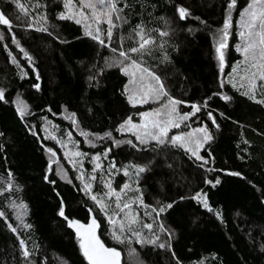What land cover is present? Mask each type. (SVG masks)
<instances>
[{
	"label": "trees",
	"instance_id": "1",
	"mask_svg": "<svg viewBox=\"0 0 264 264\" xmlns=\"http://www.w3.org/2000/svg\"><path fill=\"white\" fill-rule=\"evenodd\" d=\"M250 1L229 9L233 0H111L122 9L113 11L70 0L102 19L98 33L66 13L69 0H0L11 24H0V264H87L67 220L88 225L91 214L120 264H264V104L255 102L264 93L249 99L231 81L241 59L237 22ZM106 19L115 25L111 40ZM141 27L154 43L132 52ZM132 63L158 77L167 95L132 104L122 71ZM169 97L188 115L179 130L212 137L197 151L202 159L171 143L174 130L163 144L125 130Z\"/></svg>",
	"mask_w": 264,
	"mask_h": 264
},
{
	"label": "snow or ice",
	"instance_id": "2",
	"mask_svg": "<svg viewBox=\"0 0 264 264\" xmlns=\"http://www.w3.org/2000/svg\"><path fill=\"white\" fill-rule=\"evenodd\" d=\"M97 5L101 6L102 8H111L113 11H122V9L117 10L116 6L114 3L111 2V0H108V3H105V0H96V3H91V2H84L82 3V7H87L90 9H95L97 7ZM257 5L260 6V11L259 13H257V11L255 10ZM19 7V5H18ZM65 7H70V0L69 3H67L65 5ZM232 7H234V0L233 3H230L228 5V8L231 9ZM178 14H179V19L180 20H185L186 17H188L190 14L189 12L183 8L180 7L177 9ZM60 19H71V16H65L64 14H61ZM117 19H120L119 16H117ZM257 20L259 21V27L262 30L261 32H257L255 33V35H258L260 37L259 39V59L261 61H264V0H255L254 4H250L249 5V11H248V19L243 23V27L249 29V36L253 35V32L251 31L252 29H254L257 25ZM76 23L79 24L81 23V21L79 19L76 20ZM109 23V30H108V37L109 40H111L112 37V27H114L115 25L112 23L111 19H109L108 21ZM0 24L3 25H8L9 27H11L10 21L8 19L5 18L3 13H0ZM230 27V18L229 19H225L224 22V27H223V40H226L227 38V30ZM99 31V30H97ZM86 35L92 36L93 39L97 40L101 45L103 46H107L104 44V41L101 40L99 38V35H95L93 36L92 33L90 31L85 32ZM138 36H140V47L139 48H132L131 51L132 52H138V51H142L146 49L147 45H150L152 43H154V41H152L151 39L145 38L144 36V30L141 27L140 31L137 33ZM161 36H166L168 35V32H161L160 33ZM241 38L244 39V33L241 32L240 33ZM225 47V43L221 42L219 44V46L216 48V53H217V58L220 61V67H221V71L223 70V66H224V57H223V53L221 51L222 48ZM257 47V43L254 40H248L245 44V46L243 47V53L245 54V60L249 59V53H251V57L252 59H255L257 56V53L254 49H256ZM239 50V49H238ZM113 51L115 52L116 50L113 49ZM119 56L120 57H124L125 59H127V54L124 51H120L119 52ZM15 62V61H13ZM253 67H257L256 64L252 65ZM131 67L133 68H137L139 69V65H136L135 63H133L131 65ZM259 67L261 69H264V64H260ZM122 71L125 72V74L128 73V69L124 68L122 69ZM146 71V70H143ZM150 76H152V79L156 80L157 84H160L159 78L152 75V73H148ZM134 75V74H133ZM256 74H254L255 76ZM142 78V77H141ZM259 79L260 80H264V71H261L259 73ZM37 89L39 88V85H36ZM255 81L253 80L250 83V88H249V92L247 93H243L244 95H248L249 99H253L255 100V95H254V91H255ZM127 91V88H126ZM156 91L157 95H167V93L164 91V86L162 84H160V87L158 90H153V89H149V92H153ZM4 99V93L2 90H0V100ZM222 99L224 100H229V97H222ZM129 101L132 102V97H129ZM143 102H147V94L144 97ZM256 103L259 104H264V100H255ZM180 101H176L173 100L169 97V101H168V105H171L170 110L167 112V120L165 121H160V120H153L151 121V126L153 129H155V131L153 132H145L146 136H150L153 140H156L158 143L163 144L165 141L163 138L167 137V133L170 127H179L180 126V121H184L188 119V115H179L178 113H176V105L179 104ZM168 105H165V108H168ZM200 109L193 105V114L196 111H199ZM17 112L19 113V115L21 116V118H23V116L25 115L26 112V108L22 105V104H18L17 105ZM160 111H157L155 113H146L144 114L145 116H160ZM175 114V115H174ZM210 118H211V114ZM127 124L131 125L132 128H136L137 126L134 124H131V120L129 119V121L126 122ZM213 123H215V121H213ZM122 128L124 127L123 125L121 126ZM143 127H147V124L143 125ZM197 131L203 132L205 135V139L206 140H211V136L207 134L205 129H198ZM189 137L192 136V133L188 134ZM138 139H140V137H137ZM185 138L182 135H176V136H172L170 138V141L173 145H176L179 143V145L181 147H184L186 151H192V155L196 156L197 159H202L196 151H193L192 149L188 148L186 143L184 142ZM141 143H146L145 140L140 139ZM130 143V142H129ZM200 142L197 141V148H199ZM76 155H80V153H77ZM94 159H99V157H94ZM205 163H207V161H205ZM96 167H99V165H97ZM146 169L144 167H138L136 169L137 173H142L144 172ZM128 173L125 172V175H127ZM216 183H219V180L216 181ZM215 186V185H213ZM90 187V185H86L85 188L86 190ZM128 185H125V188H127ZM111 195H116L115 193H110ZM94 201L97 200V198L95 196L91 197ZM194 199H201L200 194L197 193L196 197H193ZM117 200H119V197L117 196ZM97 203L99 204V206L101 207V210L103 211L105 209V206L103 205L102 202L97 201ZM205 207H207V201L204 200L203 201ZM23 207V206H21ZM117 207L119 208L120 205L119 203H117ZM124 208H128L129 205L125 204L123 206ZM167 207L171 208L172 204H169ZM121 211H123V209H121ZM161 211H163V209H161ZM0 215H2V213H0ZM59 215L63 216L64 212H63V207H61ZM110 222H112L110 220ZM134 222V221H133ZM69 227H72L75 229L78 240H79V247L81 250L82 255L84 256V258L87 261V264H120V253L118 251H116L114 248H108L105 247V245L103 243H101V241L97 238L96 234H95V230L98 227V225L96 224L95 219L92 220V222L90 224H88L87 226L83 225V224H79L76 221H69L68 222ZM9 227H11V225H9ZM145 227L147 228H151V225H145ZM13 231H15V229H12ZM121 231H123V228L121 229ZM113 238L116 239L118 242H122L120 240V237L118 235H116V233H113ZM152 243H155V241H152ZM21 246L23 247V241H21ZM161 248L165 247L164 244L160 245ZM28 253L27 251L24 252V257L27 258Z\"/></svg>",
	"mask_w": 264,
	"mask_h": 264
},
{
	"label": "rangeland",
	"instance_id": "3",
	"mask_svg": "<svg viewBox=\"0 0 264 264\" xmlns=\"http://www.w3.org/2000/svg\"><path fill=\"white\" fill-rule=\"evenodd\" d=\"M254 3H255V0L250 1V4H254ZM249 5L244 9V11L242 12L237 22L238 39H239V44H238L239 50L238 51L241 55V59L235 65L233 69V72L231 74V81H233L235 85L242 87L246 92H249L250 83L254 80L256 84L254 94H258V92L264 93V80L259 79V73L261 71H264V69H261L259 65L264 64V61H261L259 59V39L260 37L258 35H255V33L261 32L262 30L259 27L258 20H257L256 27L251 30L253 32L252 36H249V29L243 27V23L248 19ZM255 10L257 11V13H259L260 6L257 5ZM66 13L72 14L74 16L76 15L78 19H84L87 25H89V27L93 28L95 32H98L97 30H99L100 28L99 24L102 22V19L100 17L96 19L86 17V15L83 14V12L77 11L72 3H70V7H67ZM106 21L108 20L106 19ZM241 32L244 33V39L241 38V35H240ZM250 39L256 41L257 43V47L256 49H254L257 53V56L255 59H252L251 53H249V59L245 60V54L243 53V47L245 46L246 42ZM132 64H129L124 67L128 69V73L126 74L129 80L128 86L126 87L127 88L126 94L128 96V99L129 97H132V102H131L132 104H143V103H146V102H143V100H144L145 95L147 94V102L156 101L157 99L156 91L149 92V89L155 90V83H156L155 80L152 79V76H150L146 71H143V69H141L140 67L139 69L131 67ZM253 64H256L257 67H253L252 66ZM254 74L256 75L254 76ZM165 105H168V104H162L161 107L156 108L155 110L147 111L143 113L138 123H134L131 121V124H134L137 126L136 128H132L131 125L125 123V130L136 134L140 138H143L146 140H153L150 136H146L145 132L155 131V129H153L151 126V123H150L151 121L167 120L168 118L167 112L170 110L171 105H168V108H165ZM157 111H160L161 113L160 116H155V115L145 116L144 115L146 113H155ZM179 123L182 128L183 121H180ZM145 124H147V127H143V125ZM179 127L178 128L170 127L168 130L167 136L171 133L172 130H174L169 135V137L172 135L173 136H176V135L184 136L185 138L184 142L186 143L187 147L197 152L201 148L203 142L206 140L204 133L197 131L198 129L182 131V129L179 130ZM189 133H192L191 137L188 136ZM197 141L200 142V145H201L199 148H197ZM202 203H203V200H202ZM18 214H19L17 215L18 220H21L23 216V212L20 211Z\"/></svg>",
	"mask_w": 264,
	"mask_h": 264
},
{
	"label": "water",
	"instance_id": "4",
	"mask_svg": "<svg viewBox=\"0 0 264 264\" xmlns=\"http://www.w3.org/2000/svg\"><path fill=\"white\" fill-rule=\"evenodd\" d=\"M63 212H64V211H63ZM61 217L64 218V215L61 216ZM93 219H94V217H93V215L91 214V217H90V223L92 222ZM68 222H69V220H67V226H68V228H69L70 230H72V231L76 234L75 229L72 228V227H69ZM85 226H87V225H85ZM95 233H96V230H95ZM76 235H77V234H76Z\"/></svg>",
	"mask_w": 264,
	"mask_h": 264
}]
</instances>
